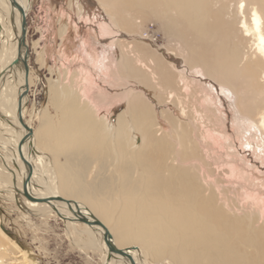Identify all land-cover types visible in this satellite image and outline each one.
Masks as SVG:
<instances>
[{
  "label": "bare ground",
  "instance_id": "6f19581e",
  "mask_svg": "<svg viewBox=\"0 0 264 264\" xmlns=\"http://www.w3.org/2000/svg\"><path fill=\"white\" fill-rule=\"evenodd\" d=\"M96 1L110 20L105 34L111 42L116 40L121 50V60L111 75L122 90L127 85L125 77H129L159 95L168 90L164 102L170 104L172 99H178L177 91L183 93L194 85L188 81L190 74L196 84L209 86L226 110L230 108L236 124L244 122L245 117L251 123L258 114L264 134V95L254 93L257 110L252 101L245 102L247 91L243 88V81L249 79L253 88L259 87L264 92V0H242L236 7L246 31L256 37L255 52L250 49V54L243 56L239 51H232L227 40L226 57L217 61L219 51L197 59L194 46L188 55L177 47L172 54L186 55L184 60L189 68L185 72L166 64L155 52L139 44L130 46L120 38L140 34L146 11L164 14L161 22L168 19L166 13L183 17L194 35L208 36V39H211L209 34L216 32L215 28L223 25L220 31L232 38L227 33L232 34L236 29L237 14L234 6H229V0ZM160 2L161 6L154 5ZM28 9V0H0V199L20 202L23 211L34 216L60 215L70 233L87 237L88 250L102 253L103 264H131L126 257L109 252L103 240V228L110 235L109 243L126 251L134 264H148V257L155 264H264V214L260 203L249 201L237 206L235 199L239 195L234 192L238 189L224 186L223 196L228 197L230 189L238 197H229L234 204L223 209L221 202L219 205V192H207L210 183L206 179L211 172L203 171L202 166L208 162L203 151L192 144L194 138L188 136L187 127L165 112L163 115L171 128L164 132L155 123L151 104L141 93H126L127 107L117 116L116 124L109 126L107 119L96 115L91 108V100L84 101L80 94L84 91L79 93L74 85L62 86L49 81L47 107L42 111L34 135H29L30 129L24 128L19 120V113L21 119L24 115L21 101L18 113V96H24L33 84L27 64V28L18 52L19 10L26 18ZM211 42L216 45L213 39ZM35 45L38 47L39 43ZM44 54L43 51L38 54L41 65H44ZM180 100L175 103L184 113ZM48 106L56 109L58 116L49 114ZM208 116L200 117L199 123L191 121L190 125L196 126L203 139L215 137L226 141L223 130L216 132L219 128L216 130L217 125L212 123L216 120L212 119L214 115ZM135 133L140 137L138 145L133 139ZM105 140H109L106 146ZM86 151L97 161L99 173L106 169L103 172L107 176L98 177L99 182L95 176L91 184L85 183V175L82 177L85 167L81 172V165L76 166L74 159ZM61 156L66 158L64 162L60 161ZM95 221L103 228L94 225ZM18 251L0 230V264H27L23 253L18 256L21 260L15 259ZM9 255L14 257V263H6Z\"/></svg>",
  "mask_w": 264,
  "mask_h": 264
},
{
  "label": "rangeland",
  "instance_id": "374dc122",
  "mask_svg": "<svg viewBox=\"0 0 264 264\" xmlns=\"http://www.w3.org/2000/svg\"><path fill=\"white\" fill-rule=\"evenodd\" d=\"M229 1V6L233 5V11L237 14V27L232 34L227 33L233 35L232 38L220 31L223 25L215 28L217 29L216 32L209 35L216 42V45L211 42V39L207 38L208 36L194 35L183 17H175L166 13L168 19H166V22L164 20L161 22V17L164 14H160V12L151 14L147 11L148 14L144 15V23L140 27V34H128L120 39H125L130 46L131 44H139V46L147 48L146 50L155 52L165 63L172 64L175 68L185 69L184 72L189 68L184 60L186 55L183 57L180 51V54H177V52L172 54L173 51L177 50V47H181L182 53L188 55L194 46L197 51L194 55L197 59H205L204 55L219 51L221 55L217 58V61H223L227 51L224 45L228 40L232 51H239L240 54L246 56L250 54V49H252L251 52H255L256 37L253 32L246 31L245 26L242 24V15L236 11V7L241 4L242 0ZM28 2L25 43L29 52L28 70L32 75L33 84L30 87L28 86V91L24 96L21 95V102L23 103L21 111L24 112L22 123L24 128L31 130V136L39 127L40 116L44 108L47 107L49 81L62 86L74 85L79 93L84 91L80 93L82 98L84 97V101L91 100V104L88 102L92 106L91 108L95 110L96 115L107 119L109 126L116 124L117 116L127 107L126 93L130 91L141 93L144 99H147L151 104L155 123L164 132L169 131L171 128V124L163 115L165 112L173 117V120L187 127L188 136L194 138L192 144L203 151L208 162L204 166L201 165L203 171L209 170V173L211 172L210 175H207L209 178L206 179L207 184L210 183V185H207V192L208 194L213 190L219 192V203H222L223 209L231 208L234 204L230 203L233 200L229 197L232 196L235 199L239 195V198L235 199L237 206L241 203L247 204L249 201L255 204L260 203V211L264 214V134L260 128L258 114L251 123L248 120L249 118L245 117V124L244 122L236 124L230 108L226 110L216 96L212 94L211 88L205 84H196L190 74L188 81L194 85L188 89L186 88L183 93L177 91L179 96L177 92L175 93L178 99L181 98L184 113L175 103L178 99H172L170 104L164 102L168 90L163 95H159L150 87L146 88L129 77H125L127 85L122 90L123 87L115 84L113 75H111L112 71L117 70L121 60V50L116 44V40L111 42V39L105 34L106 24L110 20L96 0H28ZM161 3H159L160 5H154L161 6ZM250 3L252 4L254 1ZM251 8L249 7V10ZM245 13L247 16L248 10ZM171 23L172 25H170ZM169 25L170 28H168ZM37 42L39 43L38 47L35 45ZM87 43L89 44L85 46ZM169 47L171 51L168 49ZM41 51L45 53L44 65H41L37 60ZM250 81L249 79L243 81V88L247 91L245 102L252 101L255 109H257L254 93L258 92V96L262 97L264 92L259 87L253 88ZM198 86L202 88L203 92ZM157 97L160 98L157 99ZM112 109L113 112L111 113ZM48 111L52 116H58L57 110L52 106H48ZM209 111H212V113ZM208 114V118H212L214 115L212 119L217 121L213 120L212 123L214 122L213 124L217 125L216 130L219 128L216 132L223 130L226 141H219L215 137L203 139L198 135L196 126H192V123L190 125L191 121L202 122L200 117L203 118ZM233 126H235V130ZM212 127L215 126L212 125ZM23 131L26 134V131ZM196 134L197 136H195ZM133 139L137 145L140 143V137L136 133ZM233 140L235 141L233 142ZM108 142L109 140H105V146ZM88 153L86 151V153L84 152L85 155L79 154L80 156L76 157L79 162L81 160L80 163L76 158L74 160L77 167L81 165L80 171L86 170L83 171L82 177L85 175L83 181L91 184L90 181L94 180L95 176L97 177L96 181H98L101 180L98 177L107 176V173L103 172L106 170L105 168L102 173L98 172L97 161ZM64 159H66L64 156L60 157L61 162H64ZM218 180L219 182H217ZM153 182L154 180L151 181V183ZM224 186H229V188L233 186L230 189L234 191L238 189L235 192L233 191L238 195L230 193L231 191L228 189L229 196H223L222 187ZM211 187L214 189H211ZM208 188L210 189L208 190ZM162 194L163 191L159 196H162ZM2 195L4 196V194ZM0 230L9 239L10 243L19 249L14 254L15 259L21 260L18 256L23 253L27 258V264H103L101 252L88 250L90 248L86 246L87 237L82 234L76 236L75 233H70L61 216L55 213L47 218L34 216L23 211L20 202L9 203L1 198ZM83 248L85 249L83 250ZM14 257L7 256L6 263H14ZM151 259L146 258L148 264H155Z\"/></svg>",
  "mask_w": 264,
  "mask_h": 264
},
{
  "label": "water",
  "instance_id": "95a60500",
  "mask_svg": "<svg viewBox=\"0 0 264 264\" xmlns=\"http://www.w3.org/2000/svg\"><path fill=\"white\" fill-rule=\"evenodd\" d=\"M12 5L14 7V4L13 3H12ZM19 13H20V16H21V28H20V36H19V39H18V52H20V48L24 44V36H25L26 28H27L26 27L27 26V24H26V18L24 16L23 12L21 10H19ZM23 68H24V72H25L24 75H25V80H26V76H27L26 60L23 61ZM22 88L25 89V85ZM23 89H19V90H23ZM21 97L22 96L20 94L19 97H18V113L20 112V101H21ZM19 120L22 123V119L20 117V113H19ZM30 134H31V131L29 130V135ZM24 139L21 140V143L23 142ZM80 221L83 222V223H87V221H85L83 219H81ZM93 224L94 225H97V226L99 225L100 227H102V225L98 221H95ZM103 231H104V233H103V240H104V242H105V244H106L109 252H111L113 254H116V255L124 256V257H126L130 261L131 264H134L132 257L126 251H123L121 249L119 250V249L113 247L109 243L110 235H109V233L107 232V230L105 228H103Z\"/></svg>",
  "mask_w": 264,
  "mask_h": 264
},
{
  "label": "crops",
  "instance_id": "0c3cea01",
  "mask_svg": "<svg viewBox=\"0 0 264 264\" xmlns=\"http://www.w3.org/2000/svg\"><path fill=\"white\" fill-rule=\"evenodd\" d=\"M88 44H89V43L85 44V46L88 45ZM112 112H113V109L111 110V113H112Z\"/></svg>",
  "mask_w": 264,
  "mask_h": 264
}]
</instances>
